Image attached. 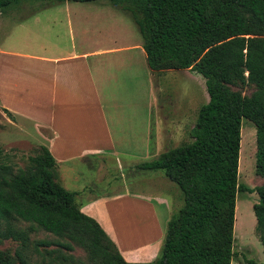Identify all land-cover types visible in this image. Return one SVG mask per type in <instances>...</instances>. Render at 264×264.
Masks as SVG:
<instances>
[{
	"label": "trees",
	"instance_id": "16d2710c",
	"mask_svg": "<svg viewBox=\"0 0 264 264\" xmlns=\"http://www.w3.org/2000/svg\"><path fill=\"white\" fill-rule=\"evenodd\" d=\"M25 1L37 0H0V9ZM105 1L130 14L150 69H192L205 79L208 100L198 109L192 140L137 164L162 170L182 203L167 221L158 255L127 262L101 225L80 210L76 193L56 181L57 163L45 146L27 169L5 162L0 147V237L25 241L26 234L12 227L19 220L82 246L100 264H231L236 195L247 190L237 181L242 119L255 126V167L264 176V0ZM248 85L253 91L243 94ZM255 190V230L264 253V183ZM70 242L56 245L70 250ZM18 259L26 264L21 253ZM0 264L13 261L0 251Z\"/></svg>",
	"mask_w": 264,
	"mask_h": 264
},
{
	"label": "crops",
	"instance_id": "0c3cea01",
	"mask_svg": "<svg viewBox=\"0 0 264 264\" xmlns=\"http://www.w3.org/2000/svg\"><path fill=\"white\" fill-rule=\"evenodd\" d=\"M103 1L52 3L57 13L29 20L44 39L33 38L35 30L29 24L10 30L13 36L3 31L8 43L0 45V117L8 125L35 128L39 143L56 160V179L76 193L80 210L101 225L127 262H147L157 255L164 233L156 245L134 239L133 248L126 247L130 244L120 233L123 223L131 226L127 214L136 203H143L135 201L142 196L118 188L94 193L91 188L106 178L97 167L100 162L121 155L125 164L137 165L140 156L150 153V146L157 156L167 150L160 151L167 135L157 122L150 119V125L143 124V87L152 96L150 80L160 71L144 61L142 40L121 33L101 43L109 35L97 27L95 18L96 11L108 8ZM81 169L89 170L86 176ZM156 195L136 208L150 211L162 229L157 205L167 210L169 205Z\"/></svg>",
	"mask_w": 264,
	"mask_h": 264
},
{
	"label": "rangeland",
	"instance_id": "374dc122",
	"mask_svg": "<svg viewBox=\"0 0 264 264\" xmlns=\"http://www.w3.org/2000/svg\"><path fill=\"white\" fill-rule=\"evenodd\" d=\"M49 3L47 0L25 1L18 4L19 6L10 5L0 9V45L8 43V36L3 31H8V34L13 36L15 33L10 32V30L20 28L21 24H29V28L35 30L31 28L34 24H30L29 20L37 16L43 20L47 14L57 13L56 8H51L53 4ZM91 3L79 2L81 5L95 4ZM103 3L108 5V8H101V10L96 11L97 16L95 18L97 27L109 35L101 38V43L107 41L108 37L117 39L115 36L121 33L126 34L127 39L142 40L136 24L127 11L112 5L108 1L104 0ZM58 15L60 16L61 13ZM39 24L37 23V29L40 27ZM42 37L43 34L34 31L33 38L40 39ZM144 61H146L145 58ZM147 77L148 75L144 72V80ZM150 81L152 96L145 85L142 93L145 121L143 124L147 123L148 126L150 119L155 120L160 132L167 135V137L163 135V145L160 146V151L190 142L192 140L190 131L195 125L198 109L208 100L204 77L192 69H170L158 72L157 76ZM253 89L252 85H248L241 90L243 94L249 95ZM149 104L153 105L152 109ZM150 110L152 111L150 112ZM39 137L40 134L32 126L8 125L3 117H0V147L5 162L11 164L15 169H27L32 166V159L42 152ZM240 137L237 181L247 190L240 191L236 195V219L233 229L234 255L231 264H249V261H252L253 264H264L263 248L255 230L256 219L253 212V204L258 201V194L255 189L264 183V176L256 172V129L248 119H242ZM147 151L150 153L146 156H140L137 159L139 162L157 157L154 155L151 146ZM97 167L102 173V177L106 178L98 181V183L93 182L94 185L91 189L94 193L118 188L117 190L120 192L123 190V192H129L137 197L142 196L143 199L139 200L133 198L135 201H142V204L148 200V196L154 198L153 196H158L156 194L168 201V210L162 205H157L162 229L157 225L150 211L136 208L145 205L136 203L138 205L133 206V212L127 214L128 217H131L129 219L131 226L126 227L123 223L120 230V233L125 235V243L130 244L126 247L133 248L134 239L139 240V242L149 241L156 245L162 232H165L171 214L182 203L181 192L177 185L168 179L162 170H141L137 168L136 164H125L121 155L112 157L110 161L100 162ZM85 170L81 169L84 176H86L87 171L89 172V170ZM96 172L92 171L91 173L95 175ZM56 181L59 183L58 178ZM151 203L154 201L152 200ZM129 205L132 206L131 203ZM123 216L126 215L123 214ZM12 227L23 231L27 236L25 241L0 237V251L9 257L13 264H19V253L22 254L26 264H100L85 248L68 241L67 238H59L24 221L15 220L12 222ZM0 228L4 229L5 224L0 225ZM44 241H52L55 244L46 245L43 244ZM57 241L70 242L72 249L67 250L57 246Z\"/></svg>",
	"mask_w": 264,
	"mask_h": 264
}]
</instances>
